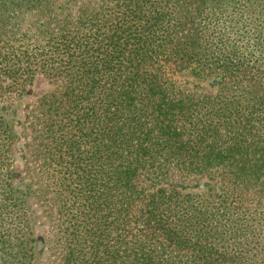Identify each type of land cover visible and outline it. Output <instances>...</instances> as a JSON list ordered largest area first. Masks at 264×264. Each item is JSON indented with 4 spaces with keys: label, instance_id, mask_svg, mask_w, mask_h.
Masks as SVG:
<instances>
[{
    "label": "trees",
    "instance_id": "trees-1",
    "mask_svg": "<svg viewBox=\"0 0 264 264\" xmlns=\"http://www.w3.org/2000/svg\"><path fill=\"white\" fill-rule=\"evenodd\" d=\"M0 264H264V0H0Z\"/></svg>",
    "mask_w": 264,
    "mask_h": 264
},
{
    "label": "rangeland",
    "instance_id": "rangeland-1",
    "mask_svg": "<svg viewBox=\"0 0 264 264\" xmlns=\"http://www.w3.org/2000/svg\"><path fill=\"white\" fill-rule=\"evenodd\" d=\"M171 76L175 78L179 83H188L189 86H193L194 84L199 85L207 90H214V87H210L207 85V82L205 81H200L195 78H192L189 76L185 71H180L175 69L174 67L170 69ZM51 88V85L46 82V80L42 78H38L34 84L29 87L27 92L25 93V96L21 99V101H18V110L16 113L19 118H22L23 114L27 111L26 106L29 103H33L36 97L40 96L43 92H46L48 89ZM18 114V115H17ZM24 143V139L20 137V139L16 142L15 148H14V156H15V166H16V172L20 173L21 177L24 176L23 171L26 170V161L23 162L21 156L24 155V152L19 150H23L24 146L22 144ZM37 209V210H36ZM41 208L39 205L35 206V211L37 213V220H38V225L35 230L36 235L38 236V246L42 248V242L45 236L49 235L51 233L50 231V223L46 222V220L43 217V214L41 213Z\"/></svg>",
    "mask_w": 264,
    "mask_h": 264
}]
</instances>
